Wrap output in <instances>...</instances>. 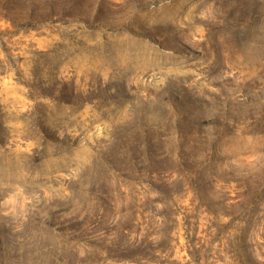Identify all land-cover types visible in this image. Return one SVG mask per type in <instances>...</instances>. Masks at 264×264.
Returning a JSON list of instances; mask_svg holds the SVG:
<instances>
[{
  "label": "rangeland",
  "instance_id": "rangeland-1",
  "mask_svg": "<svg viewBox=\"0 0 264 264\" xmlns=\"http://www.w3.org/2000/svg\"><path fill=\"white\" fill-rule=\"evenodd\" d=\"M264 264V0H0V264Z\"/></svg>",
  "mask_w": 264,
  "mask_h": 264
},
{
  "label": "trees",
  "instance_id": "trees-1",
  "mask_svg": "<svg viewBox=\"0 0 264 264\" xmlns=\"http://www.w3.org/2000/svg\"><path fill=\"white\" fill-rule=\"evenodd\" d=\"M188 255L190 256V259L187 261V264H199L200 263V248L197 247L195 244L188 245Z\"/></svg>",
  "mask_w": 264,
  "mask_h": 264
}]
</instances>
